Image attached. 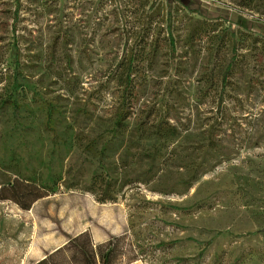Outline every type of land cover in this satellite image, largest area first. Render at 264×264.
<instances>
[{"label":"rangeland","instance_id":"obj_1","mask_svg":"<svg viewBox=\"0 0 264 264\" xmlns=\"http://www.w3.org/2000/svg\"><path fill=\"white\" fill-rule=\"evenodd\" d=\"M84 231L264 264V0H0V264Z\"/></svg>","mask_w":264,"mask_h":264},{"label":"trees","instance_id":"obj_2","mask_svg":"<svg viewBox=\"0 0 264 264\" xmlns=\"http://www.w3.org/2000/svg\"><path fill=\"white\" fill-rule=\"evenodd\" d=\"M168 39L169 46L173 50V36L170 34ZM234 60L235 58L232 57L227 65L226 75L230 72ZM125 237L124 234L110 236L105 241L94 245L89 234L84 231L68 237L62 246L45 254L33 264H126L138 259V253L132 249L131 245L126 247Z\"/></svg>","mask_w":264,"mask_h":264}]
</instances>
